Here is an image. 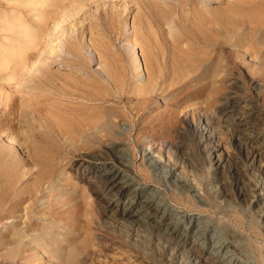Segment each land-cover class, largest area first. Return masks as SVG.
<instances>
[{
  "label": "bare ground",
  "instance_id": "6f19581e",
  "mask_svg": "<svg viewBox=\"0 0 264 264\" xmlns=\"http://www.w3.org/2000/svg\"><path fill=\"white\" fill-rule=\"evenodd\" d=\"M77 1L8 0L7 13L0 14V258L2 261H6L5 264H167V262L169 264H255L252 261L248 263L242 260L244 256L242 252L245 253L246 250L240 247L242 242L240 232L226 228L225 224H219L212 217L187 213L171 207L160 191L134 173L131 160L133 158L129 159L128 149L119 141L124 133L128 132L130 123L129 119L128 124L118 120L123 112L120 115L118 113L111 115L108 114L107 108L106 110L102 108L103 106L89 108L91 104L84 102L104 100V104L106 98L119 93L120 89L114 91L115 86L111 92L109 86L113 83H110L111 78L118 75L114 71L115 75H113L109 66L107 70V63L105 60L102 61L100 56L99 64L101 66L103 62L104 66H101L103 67L101 70L105 75L94 74L89 85L84 83L87 80H82L85 77L79 78L71 72L73 67H76L78 73L83 74L87 63L85 58L87 42L84 43L83 38L89 29L85 28L87 19L81 21V18H78L79 14L84 13L85 5L96 3L98 6L106 2V0H85L81 7ZM121 1L126 3L124 0ZM222 1L217 0V2ZM233 1L227 0L229 3L232 2V6L229 3L230 6H227L226 2V7L230 8V11L225 7L228 12H223L224 14L221 9L213 10L215 13H212L216 14L217 11L222 15L228 13L229 17L233 16L237 19L240 14L238 13L237 16L234 14L237 10H241L242 16H239V19L242 17L241 20L246 21L245 19L248 18L247 21L250 20L251 25L254 23L255 27L262 26L264 29V0H235L238 3L237 7ZM181 2L186 4V0ZM197 11L192 14L195 15L192 23L201 26L204 23L202 20L206 21L207 18L201 11L199 13ZM162 14L164 12L159 16ZM218 15L221 19L222 15L220 13ZM88 16L87 14L84 17ZM229 17H226L227 21ZM76 18L78 19L74 22ZM239 19L237 20L240 22ZM225 21L226 26L230 24ZM80 22L83 25L74 36L76 25ZM206 23L210 22L206 21ZM130 25V22L125 21L126 35L123 31L127 40L126 45L128 44L125 51L131 57L130 68L135 81V85L130 86L132 88L128 93L135 97H145V94H149L152 89L151 84L156 86V82L149 83L150 80L153 81L151 77L154 73L146 74L156 61L150 56L154 54L147 52V45L141 47L138 45L141 40L137 42L136 35L141 29L135 26L138 31L134 32L135 29ZM151 26L150 24L146 28ZM131 28L134 30L132 31ZM151 29L153 27L149 31ZM152 31L146 33L150 35V39L151 33H156ZM140 32L139 39L147 36L144 37ZM102 33L100 32L98 37H102L99 36ZM140 34L143 38H140ZM90 37L92 39L89 38V42L94 40L92 35ZM101 40L104 41V38ZM95 41L100 42L96 38ZM95 41L91 43L95 45ZM55 42L57 43L54 44ZM101 42L96 44L101 46ZM64 47L68 52L65 53L70 54L71 58L62 54ZM36 51H39L40 55H37L38 52L35 54ZM50 53L53 54L52 58L49 56ZM89 56L93 60L94 56L92 54ZM56 57L60 58L59 64L71 67V73L51 71L50 66L56 63ZM150 58L154 61L151 66L149 65L153 61L150 60V63ZM154 68V71L151 69L153 72L157 70V73H161L162 69L158 72L157 67ZM151 70L149 72H152ZM84 73L86 76V72ZM148 74L151 76H146ZM247 77L249 85H252L250 87H254L257 94L264 91L263 81L256 80L249 74ZM142 78L149 81L145 80L144 83ZM141 80L144 84L141 82L143 85L136 86ZM231 80V89L223 95L216 118L212 117V119L210 117L212 114L209 116L206 110L190 113L182 119L181 127L172 128L174 136L181 137V144H174L171 139H162L161 145L166 152L173 153L175 158L180 159L184 165L182 168L195 172L194 180L202 185L203 197L196 198L191 194L193 187L187 180L167 170L165 164L159 162L157 164L151 149L149 151L147 148L142 149L141 172L153 178L157 169L167 170V177L173 178L171 183L176 197L180 201L191 203L192 206L202 208L213 206L220 212L226 213L235 210L237 206L234 205L240 202L241 210L245 215L249 214L248 224L258 226L264 232V169L260 167L264 152V131L255 126V121L259 119L263 110L255 101L254 109L258 108L247 116L243 115L241 110L249 106L246 103L250 102V97L247 96L246 99L245 96H240V92L244 91V83L241 79L232 77ZM3 85L9 88H2ZM154 87L153 91L156 90ZM161 89L164 90L163 87ZM76 91L77 94L74 93ZM75 94L78 95L77 98H81L79 101L72 100ZM140 101L142 107L150 103V100L146 103V99L145 103L142 99ZM135 114L134 117H137ZM261 122L262 120L260 124ZM231 125L234 127L231 129L235 130L232 141L238 145L237 156L233 152H228L219 141L223 128H229ZM251 129V133H254L255 129L259 131L251 136L248 135ZM191 145L195 149L191 148ZM189 150L190 152L198 150L204 154L201 164L195 166L193 161L196 159L194 155H190ZM71 169L75 170L78 181L85 185L91 202L88 197L82 198V192L81 194L75 192L77 189L72 187L74 185L72 178H66L72 176ZM128 227L135 230L142 229L145 236L139 237L135 232L128 231ZM151 245L161 252L160 259L150 255ZM163 257L166 258V262Z\"/></svg>",
  "mask_w": 264,
  "mask_h": 264
},
{
  "label": "rangeland",
  "instance_id": "374dc122",
  "mask_svg": "<svg viewBox=\"0 0 264 264\" xmlns=\"http://www.w3.org/2000/svg\"><path fill=\"white\" fill-rule=\"evenodd\" d=\"M7 1L0 0V14L1 15L3 14L5 15L8 11L7 8H9V5L7 4ZM81 1L78 0L77 3L79 2L78 4L81 5L83 4V1L85 0H81ZM124 1H126V3H123V1L121 0H106V2L99 4L98 6L96 5V3H93V5L91 4L88 6L85 5L83 7L84 9L83 12L86 14L84 13H83L84 15L81 13L79 14L78 18L79 19L81 18V21L82 20L85 21L87 19L85 22L86 26L84 25L86 30L89 29L90 31L91 29H93L91 30L93 33L91 31L90 32L86 31L85 32L86 34H84L86 36L83 38V41L84 43L87 42L85 43L86 44L85 47L88 48L90 44L92 46L93 45L92 43H94L95 38L96 40L98 39V42L104 38V41L106 42H104L103 40H101L103 42L101 41L100 42L102 45L104 43L107 44V45L104 44L103 47L100 48L102 45L101 46L97 45V44H100V42L97 43L95 41V45H93L92 47L91 46L89 47L90 51L87 48H85L86 49L85 58L87 60V63L84 68L83 74H81L82 72L78 73V71L75 69L76 67H73L74 69H72L71 71L70 66L59 64L60 63L59 57H56V63L51 64L50 66L51 71H55V72L61 71L62 73H69L71 71L72 74H75V76H78L79 78L85 77V79L82 78V80L83 81L87 80L84 83L89 85L90 83H92L93 77L91 76H93L94 74H97V76L105 75L102 71L103 67H101V66H104L103 62H101L102 63L101 66L99 64L100 62L99 58L102 57V61L105 60L106 62L105 61L104 62L107 63L106 65L107 70H109L108 69V66H109L111 71L112 72L114 71L116 75H118L117 77L113 76L111 78L112 81L110 83L112 82L113 83H112V86L111 84H109V86L111 87L110 90L112 92L113 87L116 86L114 88V91L115 89L116 91L120 89L118 90L119 93H115V95H112V96L110 95L109 96L110 98L109 97L106 98L107 100H106V103L104 104H103V102H105L104 100L103 101L95 100L96 102L95 103V102H90V100L84 101L86 100L84 98V100L82 99L81 101L87 102L88 105L91 104L89 105V108H92V107L94 108V106H103L102 108H104V110H106L107 108V111L109 112L108 114L113 113L114 115V113L115 114L118 113L120 115L123 112L121 116L122 118L121 117L118 118V120H121V123L125 122L128 124L130 120V123L128 124V132L126 131L127 133H124V136H122L119 139V141L128 149V152L130 155L129 159H131V157L133 158L131 160L133 162L132 169L134 170V173H136L140 177L141 180L146 181L152 187L160 191L162 195L164 196V198L166 199V201L171 205V207L177 208L178 210H183L187 213H197L203 216L212 217L213 219L217 220L219 224L221 223L222 225L225 224L226 228L240 232L241 234L240 236H242L241 237L242 242H241L240 247L246 250L245 253L242 252L244 255L242 256L243 258L242 260L248 263L252 261L255 264H264V234H263L264 232L260 228H258V226H251L248 224L249 214L247 215L244 214L243 210H241L242 207L239 206L240 202L234 205V206H237L235 210H231V211L224 213V212H220L213 206L212 207L205 206V208H202L201 206H192L191 203L183 202L182 200L180 201V199L176 197L175 189L173 188L172 183H171L173 178L167 177V174H166L167 170H171L176 176L187 180L190 183V185L193 187V191L191 192V194L194 195L196 198H202L204 195V190L202 188V185L199 182L194 180L195 172L190 171V169L186 170V168H182L184 167L183 162H181L180 159L175 158L173 153L170 154L169 152H166V149L163 147V145H161L163 144V140H170V139L174 141V144L176 143L181 144V141H182V140L180 141L181 137L177 138L176 136H174L172 128H174L175 126L181 127L182 119L185 118V116L190 113L191 114L194 112L199 113L200 111L204 112L206 110L209 116L212 114L210 116L211 118L212 117L216 118L218 107L222 104L221 100H222L223 95L229 92L231 89L230 82H232L231 80L232 77H237L242 80V82L244 83V89H243L244 91L243 93L240 92L241 94L240 96H245L246 99L250 97L249 100L250 102L252 101L251 103L253 104V105L250 104V102L248 101L249 103L248 104L246 103V105H249L250 107L247 106L248 107L247 108L245 105L244 107H246L247 110L243 108L242 110L244 111L245 109V111L243 112L241 110V113L247 116V114H249L253 110L255 111L258 107L261 110H263L262 112L264 113V91L261 92L260 94H257V91L254 89V87H250L252 85L251 84L249 85L248 77H247V75L249 74L250 76H253L256 80H260L264 82V29L263 27L256 25L257 28L259 27V29L262 30L260 31L253 25L254 23H252L251 25L250 20H248L249 23H246L248 22L247 21L248 18L246 17V15L245 16L243 15L244 18H247L245 19L246 21H242L241 20L242 17H240L239 19V16H242L240 13L241 10H237L235 7L234 8L237 10V12H235L236 14L234 13L233 14L234 16H237L240 14L238 18L236 17L237 19L240 20V22L237 19H235L233 16L229 17L228 13H226V15L228 16L222 15L221 12H218V11H220L219 9L222 10V13L227 11L228 9L226 7L227 0H223L225 2L223 1L217 2V0L215 1L214 0H190V1L188 0L187 2L186 0L187 5L185 4V2H181V0H124ZM233 2H235V0ZM228 3L229 2H227V6H230V5L232 6V2L229 3L230 5ZM235 3L233 4L237 7V4H238L237 1ZM180 4L183 6H181ZM154 6H156V8L158 9L154 8ZM191 7H193L194 10L195 9L200 10L203 13V15H206L204 17H206L207 18L206 21L210 23H206V21L202 20L206 24H204L201 21V24L202 23L204 24V25L202 24L203 26L202 25L200 26V24H198V26H195L196 23H192L194 22L192 21V19L195 18L193 17L195 15H192V14L193 12L197 10L192 11L193 9ZM225 7L227 9H225ZM244 7H246V5ZM217 9H218L217 11L218 13L216 12L217 14L216 15L214 14L215 11L213 10H217ZM241 9H243V7ZM155 10L161 11L162 13L164 12L165 16L163 17L164 14H162L160 15L162 16L161 18L159 16L161 12H158V11L156 12ZM200 11H197V12L199 13ZM156 13H159L157 14L158 16L156 15ZM219 13L220 15H222L221 19H220V16L218 15ZM87 14L89 15L88 17H90L89 18L90 22L88 21V17H84V16H87ZM225 16L227 18L229 17V21H227ZM222 17L225 19H222ZM78 18H76L74 22H76ZM134 18L135 19L137 18V19L135 20ZM213 19L214 21L212 22ZM142 20H143V23H141ZM225 20L228 23H230V24H227V26L228 25L230 26L227 27L225 25L224 23ZM125 21L130 22L131 24L130 27L134 29H135V26H137L138 29L143 30V32L146 29V32L144 33L140 32L141 30L138 31V29L137 30L135 29L136 31L134 29L133 30L134 32L138 31L136 35L137 38L140 32L142 35L144 34L143 35L144 37L147 35L146 37L148 39L146 37L143 38L141 34H140V38H143V39H139V38L137 39L136 37L135 38L137 42L139 40L141 41L143 40V42L140 41L138 44L140 47L147 45L146 48H148V50L144 47L145 50H147L148 53L150 52L149 54L151 53L154 54V56H152V54L150 56L152 58L154 57V61H156V63H154V61L151 60L152 58H150L149 61L151 60L153 62L151 63L150 61L151 64L149 66H151L153 63L154 65L155 64L156 65L158 64V65L157 66L152 65V68L148 70L150 71L151 69H153L154 71L155 70L154 67H157L156 69H158V72H159L160 69H162L160 74L157 73V70L156 72H153L152 70H151L152 72H149V71L146 72V74L154 73V76H156V78L154 79V76H152L151 79L153 78L152 79L153 81L151 80L150 81L148 80V81L149 83L156 82V86L154 87L153 84H151L152 85L151 86L152 89L150 91L151 94L150 93L147 95L145 94V97L143 96L144 98L142 96H138V97L136 96L137 97L136 98L134 95L132 94L130 95V92L128 93V91H131V88L133 87V85H135V81L133 79L134 75L132 73V68H130L132 64V63L130 64L131 57L129 53L127 54L126 52L127 51L126 46L128 44L126 45L127 40H125V37H126L125 31H124ZM233 21H234V24L232 23ZM241 21L244 24L245 23L246 24L243 25ZM87 22L90 23V25H93L94 27H95V24L98 25L99 23L98 25L99 28H97V25L95 28L93 26H89ZM144 22H148L149 24L147 23L145 24ZM150 24L152 25L151 27H153V29H151L150 31L154 30L157 33V36H156V33H154L155 34L154 38H153L154 34L151 33L152 35L151 39H150V35L146 34L147 32L148 33L150 32L149 29L151 27L146 28V26ZM81 25H83L81 22L80 24L78 23L76 25L77 29L73 33L74 36L78 34V31L82 27ZM139 26L141 27L139 28ZM96 28L98 29L97 31H99L98 34L100 32L101 33L103 32L102 34L99 35L102 37H98ZM123 31L125 35L123 34ZM259 32L263 34H260ZM90 33L93 36L94 40L89 42V38L90 40L92 39V37H90L91 36ZM80 34H81V31H80ZM95 35H97L98 38ZM251 37L256 40L252 39ZM99 38L101 39L99 40ZM146 40L147 42H144ZM253 40L255 43L253 42ZM56 43L57 42H55L54 44ZM249 43L251 44L250 45L251 47L249 46ZM107 46H109V48H107ZM248 48L250 49L249 51H248ZM105 49L106 50L108 49V51H106ZM65 51L66 50L64 47V49H62V52H63L62 54L64 56L65 55L69 56L67 58H71V55L70 54L67 55ZM105 52L107 53V55H105L106 54ZM34 53L37 55H40L39 51H36ZM90 53L94 56L93 60L89 56L91 55ZM49 56H51L52 58L53 54L50 53ZM158 66H160V68ZM185 69L187 70L185 71ZM111 71L109 72L112 75ZM84 72H86V76H88L87 79H86ZM114 72H113V75H115ZM149 75L150 74L146 76H149ZM88 78H90L91 81L88 82V80H90ZM113 78H114V81H113ZM115 80H116V84L114 85ZM142 80L145 83L146 79L142 78ZM142 80L139 81V84L137 83L136 86L140 84L143 85L144 83ZM118 81H120V83ZM148 81L146 80V82ZM117 83L120 88L118 87ZM121 83L123 85L120 86ZM161 84L162 85L164 84L165 87L161 86ZM166 84L168 85L166 86ZM153 87L156 90L153 91ZM160 87L161 88L163 87L164 90L161 89ZM2 88L8 89L9 87L8 86L5 87L3 85ZM121 89L123 91H121ZM3 91H5V89ZM36 92H39V90L38 91L36 90ZM74 93L77 94V91ZM76 94L74 97H72L73 101H79L81 99L80 97L77 98L78 95ZM150 95H151V99H150ZM139 99L140 100L142 99V102L144 101V103H145V99H146V103H148L147 101L150 100L149 101L150 103H148V105L145 104V106L143 105L144 107H142V105H140L141 101ZM129 100H132L133 102ZM128 101H129V104H128ZM254 102L255 103L258 102L257 103L258 107L256 109H254L255 108ZM132 103H135V104H132ZM139 106L142 107L143 109L140 108ZM250 108L251 109L253 108V109L251 110ZM209 109H210V112H209ZM211 110L213 111V113ZM135 113L136 114L138 113V115H136ZM263 113L260 116L261 118L259 117L258 119L259 121L258 120H257L258 122L255 121V126L256 127L258 126L257 128H259L260 130L262 128L264 131V120H263L264 114ZM134 114L137 117H134ZM124 119H126V121ZM118 120L116 119L115 121L117 122ZM260 120H262L261 124H260ZM231 128H234V127H232L231 125L229 126V128L228 127L223 128L224 130L219 138V141L223 145V147L226 150H228V152H233L237 156L236 152L238 151L237 149L238 145L232 141L235 130ZM259 129L257 131L256 129L253 130L254 133H251L252 132V129H251L248 132V135L251 134L252 136V134L257 133ZM138 134L140 137L137 136ZM149 135H151V137ZM137 137H139V139L141 140L139 141ZM141 137H144L145 139ZM21 140L23 141L24 139L22 138ZM150 141H152L151 144H150ZM153 142L155 145L153 144ZM193 147L194 146L191 145V148ZM143 148H147L148 151L151 149V154L154 160L157 161L156 163L158 164L159 162V164H165L167 170H162L161 168L157 169L156 175L153 176V178L145 176L144 173L141 172V168L143 164V153H142ZM190 151L191 150H189V152ZM80 152H82V150ZM173 152L175 153L174 150ZM190 155H194L193 157L196 159L195 161H193L195 166L197 164H201V161H203L204 159V154L200 153L198 150L190 152ZM238 156L240 157V155ZM262 156H261V159L262 158L263 159H262V162L260 163V167L264 169V166H263L264 165V152L262 153ZM238 160H240V158ZM66 178H72V185L74 184L72 187H76L77 189L75 190V192H77L78 194H81L82 192L81 194L82 198L84 196H85L84 198L88 197L89 201L91 202V197L87 189L85 188V185L82 182H79L78 177L75 176V170H72L71 177L69 176ZM219 200L221 201L222 198H220ZM127 230L131 232H135L137 235H139V237L145 236L144 235L145 232L140 228L135 230V229H132V227H128ZM160 253L161 252H159L157 248H155L154 246L151 247L150 255L153 258L160 259L161 258ZM163 260L164 262H166L165 257H163ZM5 263L6 261H2V259L0 258V264H5ZM167 264L169 263L167 262Z\"/></svg>",
  "mask_w": 264,
  "mask_h": 264
}]
</instances>
